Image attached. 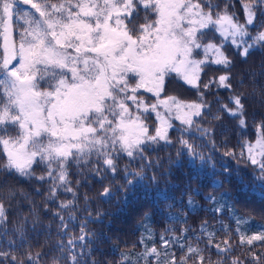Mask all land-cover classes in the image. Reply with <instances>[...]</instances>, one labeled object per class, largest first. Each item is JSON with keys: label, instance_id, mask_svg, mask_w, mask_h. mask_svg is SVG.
<instances>
[{"label": "snow or ice", "instance_id": "6c2138e0", "mask_svg": "<svg viewBox=\"0 0 264 264\" xmlns=\"http://www.w3.org/2000/svg\"><path fill=\"white\" fill-rule=\"evenodd\" d=\"M239 3L242 22L236 0H0V244L9 246L8 251L0 250V264H98L92 253L102 236L88 229L92 214L87 196L84 210L88 215L79 222V233L74 231L78 197L70 169L75 167L79 175L88 169L101 179L120 170L124 178L120 188L124 190L144 181L158 184L156 172L147 173L163 166L158 157L153 160L152 152L161 142L173 144L169 136L173 118L180 121V126H175L180 148L175 161L169 157V165L180 163L186 152L216 173L213 158L200 152L201 145L190 142L185 134L199 133L215 149V129L202 127L201 120L222 121L226 115L236 121L235 127L248 128L246 101L257 97V77L264 76V62L261 72L249 69L237 80L243 87L245 77L250 79L253 92L237 93L232 84L234 64L226 47L231 46L245 60L253 49L264 50V0ZM209 64L226 71L204 82L201 74ZM173 74L197 90V100L162 97L166 80ZM213 85L231 93L227 103L216 98V113L205 98ZM141 90L156 102L147 103L139 95ZM257 103L264 105V99ZM151 114L155 115L154 128L146 123ZM253 127L254 140L240 139L238 152L231 149L223 155L251 167L253 180L261 189L259 196L264 199V113L253 114ZM227 131L224 127L221 134ZM223 143L227 147V140ZM123 157L129 163L119 169ZM219 174L224 180H216V188L230 183L233 176L247 187L238 167L222 164ZM9 178L47 184L46 195L33 188L37 195L45 196L46 211H51L47 204H55L60 192L72 194V199L60 201L52 211L53 221L58 223L55 243L48 252H33L32 240L43 234L47 244L52 222L42 224L31 193L11 185ZM113 194L108 186L100 195L111 198ZM161 195L167 199L166 193ZM206 199L218 205L212 211L222 212L227 207L214 196ZM25 201L28 212L18 211L19 220L12 221L10 231L12 202L20 205ZM188 207L195 210L191 199ZM231 218L240 247H264V225L249 236L243 226L250 220L235 213ZM144 220L150 216L145 214ZM143 227L139 240L143 251L136 257L121 252L116 264H205L206 251L207 264H245L230 256L233 246L228 239L223 241L224 247L213 243L216 232L208 231L207 221L191 238L187 236L193 231L190 228H183L180 236L166 228L159 237L160 249L151 228ZM220 231L230 234L227 226ZM192 239L196 245L189 242ZM149 240H153L150 247ZM201 241H206L204 248L199 247ZM173 248L180 250L179 258ZM213 248L220 257L216 261L211 259ZM162 255L167 259L162 261ZM249 255L253 264H264V252L257 255L251 251Z\"/></svg>", "mask_w": 264, "mask_h": 264}, {"label": "trees", "instance_id": "16d2710c", "mask_svg": "<svg viewBox=\"0 0 264 264\" xmlns=\"http://www.w3.org/2000/svg\"><path fill=\"white\" fill-rule=\"evenodd\" d=\"M236 12L242 22L243 16L240 11L239 0H236ZM142 18L143 13H141L140 22H142ZM212 35V33H209V38ZM226 52L233 60L234 66L231 69L233 76L232 84L236 92L251 94L254 87L251 80L245 77L243 87L238 85L237 80L240 78V74H243L246 70L251 69L257 73L262 71L261 64L264 62V50L253 49L246 60L231 46L226 47ZM225 71L220 65L209 64L206 66L204 73L201 74V79L207 82L214 76L224 74ZM256 90L257 97L246 101L248 110L247 129L241 130L235 127L236 121L226 115L222 121H213L210 118L201 120L202 127H213L215 129L212 136V139L216 143L215 149L212 148L207 137L201 139L199 133H193L191 136L185 134V138L190 139V142L201 145L198 149L200 152L206 157L211 156L213 158V162L216 164L215 174L210 165H203L200 160L191 159L187 156L186 152L180 157V163L169 165V157L175 161L177 159L176 150L180 148V145L176 142L179 133L175 128V126H180V124L173 120L174 127L169 130V136L173 144L165 146L161 142L159 146H156V151L152 152L153 160L158 157L163 166L150 170L147 173L148 176H151L153 171H155L158 177V184H149L148 181H144L128 190H124L120 188V185L124 183L123 173L120 170L115 175L107 173V178L101 179L100 176H97L94 172H90L88 169L83 170L84 175H79L75 167L70 169L72 186L78 197V207L75 212L77 221L73 222L76 225L74 231L76 234L79 233L78 224L84 220L88 215V211H90L92 218L88 221V229L95 232L97 236H102V239L95 245L96 250L92 253L93 258L98 261V264H116L121 252L133 257L141 253L143 246L139 243V240L144 232L143 225H148L151 228L153 240L158 249H160L159 237L166 228L174 229L176 236H180L183 228H190L193 231H189L187 236L191 238L194 234H199L198 230L200 226L207 221L209 226L208 231L216 232L214 244L218 243L221 247H224L223 241L225 239H228L229 243L232 244L233 251L230 253L231 257L239 258L245 264H253L249 253L255 251L259 255V253L264 252V247L249 248L247 245L244 247L239 246V237L235 233L236 224L231 218L232 214L235 213L236 217L250 220L249 225L243 226L248 229L247 235L249 236L259 230V225H264V199H261L259 196V192L261 191L259 182L253 180L254 174L251 167L246 166V162L238 163L236 160L231 159V157L223 155L225 151L231 149H236L238 152V140L255 139L253 114L264 113V105L257 103V100L264 99V76L257 77ZM230 94L229 90L217 88L215 85L205 92V98L211 103L213 113H216L219 107L215 102L216 98L219 97L222 102L227 103V98ZM170 95L177 96L179 99L187 102L198 99L197 90L176 78L174 74L166 80L165 92L162 93V97ZM149 98L153 99L154 97L149 95ZM256 119H259V115H256ZM146 122L149 123L150 128H154L156 124L155 116L149 115ZM224 127L228 129L226 135L221 134ZM225 140H227V147L223 143ZM118 163L119 169H123L129 161L126 157H123ZM222 164H227L232 169L238 167L240 175L244 178V184L247 187L245 188L244 185L238 182L236 176H233L230 183L225 182L223 187L216 188L214 182L216 180H224V177L219 174ZM132 167H136V163H133ZM37 171L39 172V169ZM77 180L80 181L79 185L76 184ZM9 183L31 193V199L35 202L39 211L42 224L48 225L52 222V236L48 239L47 244L45 243L46 237L43 234L38 239L32 240L33 252L41 250L48 252L51 245L55 243L56 224L58 223V221H53L52 211L56 209L60 201L72 199V194L60 192L59 199L55 204H47V209L51 211H46L45 196L37 195L33 192V188H40V191L46 195L47 184L41 186L35 181H18L15 178H9ZM108 186L113 188V196L111 198L102 197L100 194L103 192L104 187ZM253 187L256 188L255 193L253 192ZM161 193H166L167 199ZM210 195L216 197L220 203L226 202L227 207L222 212L212 211L218 205H214L206 199ZM85 196L88 198V211L84 210ZM189 199L196 206L195 210L188 207ZM28 207L27 201L20 205L12 202L8 223L10 231L12 221L19 220L18 211L22 210L23 214H27ZM97 213H100L99 218H97ZM145 214L150 216V220H144ZM170 217H179V220H172ZM185 220L186 223L183 222ZM222 226H227L230 229V234L220 231ZM168 235L172 234L169 233ZM153 240L147 241L149 247L152 245ZM189 242L196 245L194 239ZM205 244L206 241H201L199 247L204 248ZM41 245L44 246L43 249H41ZM114 249L115 252L113 251ZM0 250H9L6 242L0 244ZM21 251H17V255H20ZM161 251L163 252V249ZM171 251L176 253L177 258L181 255L178 248H173ZM204 255L206 258L205 264H207L209 253L206 251ZM43 259L47 260L48 256H45ZM166 259L163 255L161 256L162 261ZM211 259L212 261L220 259L216 255L214 248L211 250ZM225 264H229V262L226 261Z\"/></svg>", "mask_w": 264, "mask_h": 264}, {"label": "rangeland", "instance_id": "374dc122", "mask_svg": "<svg viewBox=\"0 0 264 264\" xmlns=\"http://www.w3.org/2000/svg\"><path fill=\"white\" fill-rule=\"evenodd\" d=\"M139 95H142L144 97V99L146 100L147 103H155L156 102V98L154 97L153 99L149 98V95H151L150 93H146L143 90H141V93ZM154 115V114H152ZM155 116V115H154ZM173 121L177 122L178 124H180L179 120H175L174 118L172 119ZM147 123V122H146ZM149 124V123H148ZM153 127V125H152Z\"/></svg>", "mask_w": 264, "mask_h": 264}]
</instances>
